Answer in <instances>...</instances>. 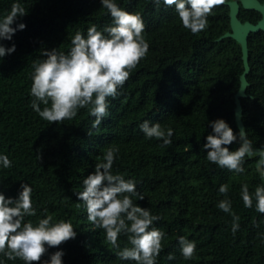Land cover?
Instances as JSON below:
<instances>
[{"label":"trees","instance_id":"1","mask_svg":"<svg viewBox=\"0 0 264 264\" xmlns=\"http://www.w3.org/2000/svg\"><path fill=\"white\" fill-rule=\"evenodd\" d=\"M231 1L215 5L207 27L192 33L172 7L157 9L151 0H118L120 7L142 14L149 48L118 89L120 95L108 98L109 114L93 129L87 107L60 122H49L33 111L32 64L43 58L44 49L67 52L76 31L86 33L90 24L102 28L111 16L100 0H17L26 12L13 27L21 20L26 27L17 29L12 40L0 41L16 45L0 58V152L12 161L11 167H0V191L15 197L21 180L28 182L36 213L25 219L36 222L51 215L53 222L70 221L77 233L48 247L42 259L63 249V264H134L116 255L119 249L106 240L103 229L93 227L76 196L84 176L114 146L119 151L113 172L133 178L144 195L133 197L134 203L160 217L155 226L165 236L157 264H264V213L255 210V201L245 207L240 197L241 184L247 183L251 192L264 183V160L246 156L245 172L235 173L208 161L202 148L211 131L208 121L216 118L225 119L234 132L245 128L254 148L264 144V30L247 35L248 70L240 94L243 49L226 34L231 32ZM12 3L0 0V16ZM236 17L255 24L261 13L240 3ZM144 119L172 127V143L146 138L138 127ZM236 146V141L228 145L229 150ZM220 184L228 185L227 193L218 192ZM225 197L239 216L235 232L232 215L217 207ZM180 235L196 244L190 259L181 256ZM118 244L128 245L127 235L120 234ZM169 253L172 260L167 259ZM0 260L24 264L3 253Z\"/></svg>","mask_w":264,"mask_h":264},{"label":"clouds","instance_id":"2","mask_svg":"<svg viewBox=\"0 0 264 264\" xmlns=\"http://www.w3.org/2000/svg\"><path fill=\"white\" fill-rule=\"evenodd\" d=\"M159 9L172 7L183 27L197 33L207 27V18L213 7L225 0H151ZM101 5L111 16V22L98 28L90 24L86 33L76 31L71 37V47L67 52L56 47L44 49L42 59H34L31 72L29 95L33 97L31 107L39 117L49 122H60L77 115L80 108L87 107L94 117L92 128L101 125L102 119L109 114V97L115 99L136 67L148 51L149 44L143 30L144 20L140 12H130L118 4V0H100ZM25 9L17 0H13L10 11L0 16V41L12 40L17 29H24L21 20L13 27L18 16L25 14ZM15 43L5 45L0 42V58L15 50ZM41 105H44L41 107ZM211 131L206 136L202 148L207 149L206 159L220 168H227L235 173H244L246 156H259L264 160V144L258 149L253 147L245 128L234 132L223 118L209 120ZM146 138H162V143H172L173 128H164L158 122L144 119L138 125ZM90 134V133H89ZM237 142L233 150L228 145ZM118 147H108L103 159L96 162L94 171L84 176L82 191L76 192L77 200L86 209L87 219L96 229H103L105 238L119 249L116 255L122 261L134 264H157V257L162 249L161 240L165 233L155 222L160 219L147 207L134 203L133 197L143 199L137 191L136 181L125 178L120 172H113V162ZM12 161L0 152V167L9 168ZM264 179V171L260 172ZM219 193H227L228 185L220 184ZM240 197L245 207H252L264 213V183L249 191L247 183L240 186ZM81 207V204H77ZM217 207L233 218L232 231L239 227V216L232 211L231 201L225 197L218 201ZM47 212V209L44 210ZM32 186L21 180L15 197L6 196L0 191V253L8 259L20 258L24 264L40 261V264H63V249L49 253L48 259L42 254L48 247L74 238L77 233L70 221L59 219L53 222L51 215H45L33 222L25 219L34 216ZM127 235L128 245L120 247L118 236ZM179 251L184 259L195 254L196 244L184 235L178 236ZM174 258L172 253L167 259ZM0 264L3 261L0 260Z\"/></svg>","mask_w":264,"mask_h":264},{"label":"water","instance_id":"3","mask_svg":"<svg viewBox=\"0 0 264 264\" xmlns=\"http://www.w3.org/2000/svg\"><path fill=\"white\" fill-rule=\"evenodd\" d=\"M240 3L245 9H255L261 13V18L257 23L253 24L248 21L242 23L239 21V19L236 17V13L239 10ZM230 15L231 32H227L226 34L236 38L241 43L243 49V61L245 64V70L242 75L243 84L239 91V93L242 94L245 84V73L248 70L246 39L250 31H257L259 29L264 30V1L261 3L258 0H233L230 2Z\"/></svg>","mask_w":264,"mask_h":264}]
</instances>
